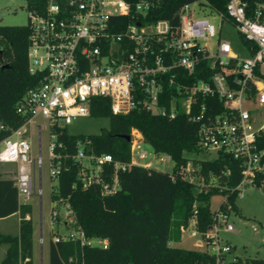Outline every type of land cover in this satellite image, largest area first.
I'll use <instances>...</instances> for the list:
<instances>
[{"label": "built area", "instance_id": "built-area-1", "mask_svg": "<svg viewBox=\"0 0 264 264\" xmlns=\"http://www.w3.org/2000/svg\"><path fill=\"white\" fill-rule=\"evenodd\" d=\"M42 1L29 7L28 21V71L38 82L17 104L25 121L0 142V162L17 165L19 197L35 192L31 173L35 168L41 180L43 157L41 151L32 156L30 134H38L41 146L43 130L48 129L50 177L57 181L63 170V155L57 148L63 144L55 130L91 115L97 97L109 99L114 114L140 108L169 119L186 115L199 124L200 150L229 154L240 162L239 197L246 187L264 185V78L257 73L264 75V0H222V6L216 0H190L178 9L176 24L156 14L162 0ZM212 18L219 20L218 25ZM227 23L248 42L249 57L240 58L221 39ZM209 97L222 102L221 111L217 103L208 106ZM38 117L44 124L36 122ZM130 142L131 160L124 163L111 154L88 153L91 141L79 139L73 158L82 164L79 175L84 186L100 184L103 195H113L121 188V171L133 165L153 167L152 161L139 164L134 156L167 159L148 151L136 129ZM189 165L185 172L191 171ZM42 193L40 185L38 194ZM52 201L51 223L57 224L58 216L63 226L73 223L68 200ZM229 209L219 205L212 211L210 229L193 233L201 236L198 244L206 245L202 251L218 264H225L223 258L232 251L220 236L222 227L233 230ZM52 240L109 246L108 238L88 237L78 227L58 231Z\"/></svg>", "mask_w": 264, "mask_h": 264}, {"label": "trees", "instance_id": "trees-1", "mask_svg": "<svg viewBox=\"0 0 264 264\" xmlns=\"http://www.w3.org/2000/svg\"><path fill=\"white\" fill-rule=\"evenodd\" d=\"M28 1V8L35 2L44 4L42 0ZM188 1L162 0L156 14L176 24L178 9ZM216 1L222 6V0ZM29 36V24L0 25V142L25 121L16 107L38 82V77L28 71ZM257 73L264 78L260 70ZM206 101L210 107L211 103H217V110H222L218 98L209 97ZM91 115L109 117V128L89 135L70 134L65 127L55 130L58 143L63 144L57 148L63 155V170L51 197L52 200L63 197L70 203L74 222L65 224L66 229L78 227L88 237L108 238L109 246L104 249L80 241L54 243L51 239L48 264H218L205 251L179 248L169 242L182 240L190 219L195 220L198 232L210 229L213 220L210 201L214 195L224 196L222 209H236L237 186L242 179L240 162L221 152L213 160L200 161L199 185L187 178L184 170L189 162L185 154L201 151L197 122L184 114L169 119L140 108L128 114H114L111 101L101 97L93 99ZM135 129L155 152L175 161L173 171L133 165L119 173L121 188L113 195H103L100 184L85 187L79 175L82 164L73 158L77 141L87 138L91 141L88 153L111 154L125 163L131 160V142L123 136H131ZM31 212V205L20 201L15 179L5 177L0 167V218L14 213L20 217L17 234L0 233V245H6L0 264H34V226L28 217ZM57 224H61L60 216ZM58 231L57 227L54 233ZM226 264H264V258L249 257Z\"/></svg>", "mask_w": 264, "mask_h": 264}, {"label": "rangeland", "instance_id": "rangeland-1", "mask_svg": "<svg viewBox=\"0 0 264 264\" xmlns=\"http://www.w3.org/2000/svg\"><path fill=\"white\" fill-rule=\"evenodd\" d=\"M28 0H0V25H26L29 21ZM218 25V19H211ZM221 39L228 41L233 49L238 52L240 58H247L250 56L249 51L242 41L241 36L235 26L227 23L224 26L221 34ZM264 72V67H262ZM37 123L44 124V119L38 117ZM110 126V119L107 116L96 117L88 115L85 117H78L69 124H64L68 133L74 135H89L98 134L103 129H108ZM32 129L33 127L30 126ZM41 146L39 145L38 134L34 131L30 134V141L32 143V156L35 157L41 151L43 157V166L40 172L35 168L31 173L34 176L35 192L30 197L20 196V201L28 203L32 207V212L29 218H32L34 226V264H41V235L43 238L44 259L42 264H48V248L49 242L54 235V231L59 228V231H65L66 228L62 224L51 223V210L53 207L52 190L56 185V181L50 177V161L48 159L50 133L43 130L41 135ZM148 151L153 148L150 144H144ZM163 155V154H161ZM165 161H160L159 157L151 156L148 160H141L134 156L139 163L152 161L153 167L165 171L172 172L175 161L166 156ZM185 157L189 159L190 172H186V177L192 179L193 182L201 185L202 180L199 176L200 161L213 160L217 157L215 151L201 150L198 153H186ZM196 163H195V161ZM6 164H3V166ZM12 165V164H7ZM10 169L15 172L16 167L10 166ZM40 185L43 193L40 196L38 190ZM243 196L238 197L236 201V209L230 211L228 222L233 225V230L226 231L223 227L220 229V236L222 240L232 247V251L223 258L224 263L234 262L238 259H246L249 257L264 258V185L260 187H246L242 191ZM224 196L221 194L214 195L210 201L211 210H216ZM17 217L9 221H0V233L16 234L18 231ZM195 220L190 219L189 226L183 231L182 240L179 242L170 241L171 246L186 248V249H205L206 245L201 246L198 241L201 236L196 233ZM6 245H0V258L4 255Z\"/></svg>", "mask_w": 264, "mask_h": 264}, {"label": "crops", "instance_id": "crops-1", "mask_svg": "<svg viewBox=\"0 0 264 264\" xmlns=\"http://www.w3.org/2000/svg\"><path fill=\"white\" fill-rule=\"evenodd\" d=\"M3 164H6V165L3 166ZM7 164H9V163L1 162V166L0 167H1L2 173L4 174L5 177H12V178L15 179L16 178V175H17V165L15 163H10L12 165H7ZM10 166H15L16 167L15 172L10 169ZM15 217H17V221L16 220L15 221H16L17 226H18V231H17V233H18L19 232V225H20V217H19V214L18 213H14V214H12V215H10L8 217H5V218H0V221H9L10 219L15 218ZM41 237H42V235H41ZM43 244H44V242H43ZM43 244L41 243V256H43V259H44V248H43ZM43 259L41 258V264L43 263Z\"/></svg>", "mask_w": 264, "mask_h": 264}, {"label": "water", "instance_id": "water-1", "mask_svg": "<svg viewBox=\"0 0 264 264\" xmlns=\"http://www.w3.org/2000/svg\"><path fill=\"white\" fill-rule=\"evenodd\" d=\"M123 137H125L127 141H130L131 140V136L130 135H124Z\"/></svg>", "mask_w": 264, "mask_h": 264}]
</instances>
